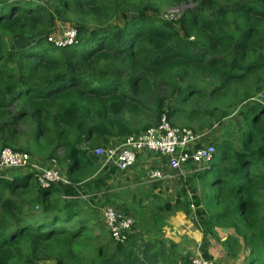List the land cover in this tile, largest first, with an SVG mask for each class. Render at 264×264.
I'll return each instance as SVG.
<instances>
[{
    "label": "trees",
    "instance_id": "16d2710c",
    "mask_svg": "<svg viewBox=\"0 0 264 264\" xmlns=\"http://www.w3.org/2000/svg\"><path fill=\"white\" fill-rule=\"evenodd\" d=\"M164 1L186 0H0V152L55 158L70 181L43 187L33 171L0 174V264L83 263L80 244L93 227L81 217V191L104 185L106 199L116 169L92 177L99 165L91 150L165 113L175 124L178 110L219 123L235 111L245 119L241 148L216 142L195 173L206 187L216 169L212 189L201 196L193 188L188 199L183 188L179 203L194 205L210 235L221 227L230 244L244 241L250 264H264V0H192L173 20L161 17ZM56 20L77 25L73 45L53 44ZM86 199L108 206L99 194ZM127 244L117 243L123 258L99 246L102 264H133Z\"/></svg>",
    "mask_w": 264,
    "mask_h": 264
},
{
    "label": "crops",
    "instance_id": "0c3cea01",
    "mask_svg": "<svg viewBox=\"0 0 264 264\" xmlns=\"http://www.w3.org/2000/svg\"><path fill=\"white\" fill-rule=\"evenodd\" d=\"M195 111L178 110L172 120L177 125L189 126L197 131L207 132L202 143H209L207 141L210 131L222 126L233 115L232 113L219 123L218 120L214 121L206 115L198 117ZM203 111L200 110V114ZM122 140L113 139L104 146L115 147ZM90 157L99 165L98 171L92 176L94 178L99 175H107L108 170L114 167L112 164L104 166V157L96 155L93 150L90 152ZM35 158L42 165H51L49 158L40 159L37 156ZM166 163V159L158 153L140 152L137 163L133 167L124 171L117 170L115 167V171L106 177V184L109 186L106 190L110 196H107L106 199L101 197L105 186L103 185L101 191H98L91 183L90 188L86 186L81 191L83 204L87 202V196L99 194L100 200L96 201L103 203L107 200L108 205L119 207L135 218L136 224L129 242L123 248L125 252H130L132 255L133 264H191L185 263L184 258L192 260L195 256L212 258L220 264H245L248 259V250L245 258L235 259L238 258L234 256L236 245H240L230 244L227 241L228 229L224 231V228L216 227L215 235H210L204 229L205 225L202 221H198L195 208L194 210L193 208L189 209L188 206L179 203L180 196L181 200L185 199L182 193L183 188L188 193V199L192 198L193 188L199 189L200 181L196 172L183 170L174 172L173 177L163 180L152 181L150 179L149 172L154 168L168 169ZM59 166L63 175L68 177L67 166L63 162ZM30 171L35 172L31 168H25L20 170V173ZM87 204L96 207L93 203L87 202ZM166 204V209H162L161 207ZM153 205L156 207L155 210H151L154 208ZM194 214L195 217H193ZM100 215L101 221L107 228L103 214Z\"/></svg>",
    "mask_w": 264,
    "mask_h": 264
},
{
    "label": "built area",
    "instance_id": "2783aa9c",
    "mask_svg": "<svg viewBox=\"0 0 264 264\" xmlns=\"http://www.w3.org/2000/svg\"><path fill=\"white\" fill-rule=\"evenodd\" d=\"M180 16L170 12L166 18L173 20ZM78 34L77 27H66L63 33L54 38L52 42L60 48L71 46L76 42ZM263 98L264 96H261L260 100L263 101ZM206 134L207 132L173 124L168 114L165 113L157 124L138 134L126 136L118 146H100L95 147L93 151L96 155L104 157V166L112 164L120 171L133 167L137 163L140 152L158 153L166 159L168 169L154 168L149 172V177L152 181H159L173 177L174 172L186 170L195 173L206 168L216 152L215 144L202 143ZM49 161L50 166L42 165L35 156L27 151L5 147L0 152V174L10 177L9 170L31 168L35 171V176L43 187H49L59 182L68 184L69 178L63 175L57 159L51 158ZM97 208L103 214L112 239L116 243H128L136 224L135 218L111 205L98 206ZM191 264L220 263L212 258L195 256L192 258Z\"/></svg>",
    "mask_w": 264,
    "mask_h": 264
},
{
    "label": "rangeland",
    "instance_id": "374dc122",
    "mask_svg": "<svg viewBox=\"0 0 264 264\" xmlns=\"http://www.w3.org/2000/svg\"><path fill=\"white\" fill-rule=\"evenodd\" d=\"M45 3H48V0H45ZM193 5H194V3L192 0L182 1L181 3H178V4H170L168 1H164L163 4L160 5L162 7L161 17H166V15L169 14L170 12H174V14H176V15H181V14H183L185 9H187L188 7H192ZM6 7L7 8L4 9L5 11L8 10L9 6H6ZM115 23H117V24L123 23V21L119 17V15L115 18ZM70 26L76 27L77 25L74 22H63V21L56 20V25H55L54 31L52 33L53 35H51V40H53L54 38L61 35L63 33V30L65 27H70ZM25 41L26 40H23V42H25ZM13 46H17V45H13ZM246 128H247V123H246L245 119L243 118V116L240 115V112L235 111V112H233L232 117L228 118L222 126L214 128L212 131H210V133L208 134L209 137H208L207 142L215 144V142H219V141L223 140L224 138H230L233 141L236 148H241L242 136H243V132L246 130ZM62 152H63V150H62ZM198 168H200V166H198ZM216 176H217V170L216 169L210 170L209 172H207L205 175L206 187H203V184L200 183V186L198 189L199 191L197 190L198 191L197 194H199L201 196H205L206 191H209L212 189V181H214ZM197 185H199L198 182H197ZM87 202H85L82 206L83 211L81 213V217H85V218H88L91 220V225L93 227V231H92L91 238H86V239L82 240L83 242H82V244H80V246L82 247L81 258L83 260V263H81V264H102L103 263V260H102L103 256L99 255V251H98L99 246L107 244V255L108 256L109 255H115V254L119 255L117 243L112 239L108 229L105 228V224L103 223V221H101L102 219H101L100 214H102V212L99 208H97L98 206H100V204L94 205L97 207H92L89 204H87ZM88 203H91V202H88ZM114 207L117 209L119 208L116 206H114ZM153 207L154 208L151 210L156 209V207L154 205H153ZM204 207H206V205H204ZM95 210H97L99 212H97ZM193 210H194V207H193ZM129 215H131V214H129ZM78 217H80V215ZM193 217H195V214L193 215ZM197 219H198V221L200 220L199 218H197ZM59 224L60 225L64 224L65 226L69 225L68 223L65 224V222H60ZM244 245H245L244 241L240 242V246L236 245V253L234 255V256L238 257V258H235L236 260L243 259L246 257L247 249H245ZM122 256L123 255L120 254L119 258H121ZM64 257H66V259H67V255H64ZM247 258L248 259H247V262H245V264H250L249 251L247 253ZM48 263H55L56 264V261L51 260V261H43L42 262V264H48ZM12 264H24V260L21 257L15 258L12 261ZM72 264H76V263H72Z\"/></svg>",
    "mask_w": 264,
    "mask_h": 264
},
{
    "label": "water",
    "instance_id": "95a60500",
    "mask_svg": "<svg viewBox=\"0 0 264 264\" xmlns=\"http://www.w3.org/2000/svg\"><path fill=\"white\" fill-rule=\"evenodd\" d=\"M224 231H226V228H224Z\"/></svg>",
    "mask_w": 264,
    "mask_h": 264
}]
</instances>
